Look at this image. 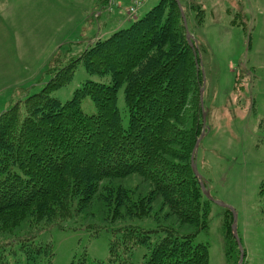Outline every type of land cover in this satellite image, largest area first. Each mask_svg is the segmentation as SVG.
I'll use <instances>...</instances> for the list:
<instances>
[{"label": "trees", "instance_id": "trees-1", "mask_svg": "<svg viewBox=\"0 0 264 264\" xmlns=\"http://www.w3.org/2000/svg\"><path fill=\"white\" fill-rule=\"evenodd\" d=\"M243 15L238 25L249 28L250 17ZM185 34L177 0H161L141 19L80 51L57 50L41 91L0 111V264L16 250L28 264H54L52 244L36 242L54 229L86 230L92 237L108 231L113 240L106 264H133L141 247L149 251L142 264H209L208 246L195 242L208 231L211 200L191 166L192 126L201 127L202 120L186 113L196 72ZM79 64L90 75L109 76L110 83L88 80L62 102L53 94L71 82ZM202 84L199 75L198 97ZM121 89L127 128L117 106ZM87 97L95 114L82 110ZM133 177L149 189L126 188ZM260 191L264 196V183ZM165 208L179 225L159 220ZM224 215L226 264H238L228 235L233 213L224 208ZM148 218L160 224L156 230L132 224ZM71 264L104 263L86 255Z\"/></svg>", "mask_w": 264, "mask_h": 264}, {"label": "rangeland", "instance_id": "rangeland-1", "mask_svg": "<svg viewBox=\"0 0 264 264\" xmlns=\"http://www.w3.org/2000/svg\"><path fill=\"white\" fill-rule=\"evenodd\" d=\"M111 1L107 0V3L110 4ZM160 1L116 0L117 8L109 12L102 7V0H13L3 12L11 37L0 35V68L3 66L2 62L7 60L5 52L9 49L12 52L4 66L7 73L0 75V88L17 81L22 75L20 73L28 70L27 67H21L25 64V59L28 61L25 65L33 71L46 60V72V64L56 53L49 57L50 52L58 43L65 44L64 54L70 48L73 52L80 51L88 43L94 44L101 40L103 33L106 34L108 30L113 31L114 28L141 19ZM252 1L254 0L177 1L185 15L184 18L182 16L185 37L194 58L196 72V88L192 90L186 113L195 120H202L201 127L199 123L196 127L192 126V145H196L201 136H204L195 155V164L202 178L200 182L213 198L210 202L208 231L195 237L197 244L208 246L209 264H226V242L222 229L225 207L218 203L226 205L233 213V218L236 216L238 240L232 233L233 230L230 229L228 235L239 261L242 255V264H264V196L260 191L264 183V43H253L248 32L257 31V23L253 21L252 14L257 10L264 11V2L254 5ZM196 6L202 8V11L195 10ZM36 9L41 10L44 16L38 31L33 30L31 25ZM116 11L119 20L115 24L113 20L116 16L112 20L111 13ZM243 12H247L250 17L249 28L238 25L239 19L243 21L245 18ZM100 13L101 16H97ZM135 13L137 14L133 16ZM87 14L90 18H86ZM234 14L235 22L232 21ZM260 31L264 33V18L260 20ZM57 58L55 62H58ZM45 72L41 74V78V75H33L34 78L39 77L22 86L23 90L31 96L39 93L43 88L39 82L48 80ZM199 75L204 80L201 85V90H204L203 110L200 109V96H197ZM88 80L110 83L109 76L90 75L79 64L71 82L53 95L66 102ZM236 82L239 85L234 89ZM16 89L18 88L0 95V111L9 108L22 97L19 91L14 92ZM117 106L122 125L127 128L129 114L124 89L118 92ZM81 107L88 115L97 111L90 97L82 100ZM149 187L150 184L139 177L131 178L126 186L138 188V191H147ZM162 212L159 220L167 224H178L176 217L166 214L167 208ZM125 222L130 221H117L114 225L120 226ZM132 222L146 230H156L160 225L149 218ZM181 228L187 230L186 227ZM20 231L22 229L17 233ZM158 238L159 235H156L154 240ZM112 240L113 235L106 230H102L97 237H92L86 230L54 229L43 233L36 242L52 244L54 264H71L74 257L86 255L106 264ZM148 252L144 247L137 249L132 255L133 264H142L144 255ZM8 264H28V261L16 250L9 257Z\"/></svg>", "mask_w": 264, "mask_h": 264}, {"label": "crops", "instance_id": "crops-1", "mask_svg": "<svg viewBox=\"0 0 264 264\" xmlns=\"http://www.w3.org/2000/svg\"><path fill=\"white\" fill-rule=\"evenodd\" d=\"M24 1H26V0H24ZM122 1H123V0H122ZM12 2H13V0H2V2H0V35H1V36L11 37V33H10V35H9V29H8V25H7L6 17H5V15L3 14V12H4V10H5V7H6L7 5H8V7H9V6L12 4ZM252 2H253L254 5H255V4L257 5V3H259V4L263 3L264 0H254V1H252ZM88 10H89V9H88ZM88 10H87V11H88ZM142 10H144V8H143ZM254 10H256V9H254ZM116 13H117V11H116L115 13H111V14H113L112 20H113V18L116 16ZM101 14H102V13H100V14L97 15V16L100 17ZM86 18H90V15L87 14V15H86ZM252 18H253V21L257 23V31H256L255 33L253 32V34H254L253 43H254V41H255V42H257L258 45H259L260 42L264 43V33H261V31H260V20H262V19L264 18V11H259V10L255 11V12L252 14ZM118 20H119V18L116 16V17L114 18L113 21H115V24H116ZM43 21H44L43 12H42L41 10H39V9H36L35 12H34V15H33L32 23H31V25H32V27H33V30L38 31L39 28H40V26H41V24L43 23ZM128 25H129V24H126V25L124 24L123 26H119V27H117V28H114L113 31H112V29H110V30H108V32H107L106 34L103 33L104 36H103L102 38L107 37L109 33L111 34L112 32L118 30L119 28H123V27H126V26H128ZM7 34H8V35H7ZM69 42H70V41H69ZM10 43H12V41H11ZM64 45H65V44L58 43V44H57V45L51 50L49 57H51L52 54H53L54 52H56L58 49L62 48ZM11 52H12L11 49H9V50H7V51L5 52V54H6V56H7V60H8L9 55H11ZM1 56H2V54L0 55V57H1ZM7 60H4V61L2 62V65H3V66L0 68V69H1V73H0L1 76H2L3 74L7 73V71H8V70H6L5 67H4V66L6 65ZM45 62H46V60L44 61V63H45ZM27 63H28V61L25 59V64H27ZM44 63H43L38 69H36V70H34V71L31 70L27 65L23 64V66H21V67H23V68L27 67L28 70H27L26 72L20 73V74H22V75H20V77H19V79H18L17 81H12L11 83H9V84L6 85V86H2V87L0 88V95L3 94V93H6L7 91H10V90H12V89H14V88H18V89H16L14 92L19 91V92L22 94V97L24 96V94H28V95H29V93H28L27 91L23 90L22 86L27 85V84L33 82V81H34L35 79H37L41 74H42V75L44 74ZM16 64H17V67H18L19 65H18V62H17V61H16ZM21 67H19V69H20ZM18 73H19V72H18ZM33 75H39V76L36 77V78H34ZM42 75L40 76V78L42 77ZM40 78H39V79H40ZM39 79H38V80H39ZM0 82H2V81H1V78H0ZM42 84H43V83H41V85H42ZM1 111H2V110H1Z\"/></svg>", "mask_w": 264, "mask_h": 264}, {"label": "water", "instance_id": "water-1", "mask_svg": "<svg viewBox=\"0 0 264 264\" xmlns=\"http://www.w3.org/2000/svg\"><path fill=\"white\" fill-rule=\"evenodd\" d=\"M177 1H178V0H177ZM179 6H180V4H179ZM180 10H181V12H182V16H183V18H184L185 15H184V13H183L181 7H180ZM188 37H189V39H190V35H188ZM203 91H204V90H201V93H200V102H201V108H202V110L204 109V105H203ZM203 137H204V136H201V138L197 141V143H196V145H195V148H194V150H193V152H192V156H191V166H192V170H193L195 176H196V177H199L200 179H201V177H200V175H199V173H198V171H197V169H196L195 155H196L197 149H198L199 144H200L201 140L203 139ZM201 187H202V191H203L204 195L206 196V198L209 199V200H211V201H213V198L211 197L210 193H209L208 191H206V188H205V186H204V184H203L202 182H201ZM218 204H220L222 207H227L226 205H224V204H222V203H218ZM236 222H237V220H236V216H235V217H234V220H233L232 230H233V233H234L235 238L238 240V234H237V230H236ZM238 242H239V241H238ZM239 243H240V242H239ZM240 250H241V248H240ZM242 262H243V256L241 255V258H240V261H239L238 264H242Z\"/></svg>", "mask_w": 264, "mask_h": 264}, {"label": "built area", "instance_id": "built-area-1", "mask_svg": "<svg viewBox=\"0 0 264 264\" xmlns=\"http://www.w3.org/2000/svg\"><path fill=\"white\" fill-rule=\"evenodd\" d=\"M114 5H117V4H116L115 1L112 0V1L110 2V7H113ZM127 10L129 11V8H128ZM132 12H133V10H132ZM136 14H137V13H135L133 16H135Z\"/></svg>", "mask_w": 264, "mask_h": 264}, {"label": "bare ground", "instance_id": "bare-ground-1", "mask_svg": "<svg viewBox=\"0 0 264 264\" xmlns=\"http://www.w3.org/2000/svg\"><path fill=\"white\" fill-rule=\"evenodd\" d=\"M225 208H227V207H225Z\"/></svg>", "mask_w": 264, "mask_h": 264}]
</instances>
